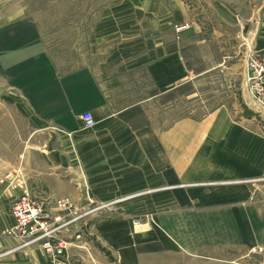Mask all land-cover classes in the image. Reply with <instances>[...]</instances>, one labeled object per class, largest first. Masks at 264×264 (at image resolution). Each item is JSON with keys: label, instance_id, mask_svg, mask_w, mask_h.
Listing matches in <instances>:
<instances>
[{"label": "crops", "instance_id": "crops-1", "mask_svg": "<svg viewBox=\"0 0 264 264\" xmlns=\"http://www.w3.org/2000/svg\"><path fill=\"white\" fill-rule=\"evenodd\" d=\"M98 25L65 66L37 28L12 50L0 42V72L34 126L19 163L0 164V258L53 264L2 235L27 192L55 213L62 197L79 209L117 201L63 232L61 264H264V109L246 80L247 57L264 56V0H127ZM220 80L203 93L218 107L189 116V85Z\"/></svg>", "mask_w": 264, "mask_h": 264}, {"label": "rangeland", "instance_id": "rangeland-1", "mask_svg": "<svg viewBox=\"0 0 264 264\" xmlns=\"http://www.w3.org/2000/svg\"><path fill=\"white\" fill-rule=\"evenodd\" d=\"M124 1L127 0H0V29H9L6 35L0 33V42H6L11 47L9 49L12 50V44L22 41L25 32L30 38L35 39L30 28H37L49 56L58 66H65L69 59L81 57L89 51L92 35L99 28V18L104 13L114 10L118 4ZM17 21H21L25 25H23L21 34H18L15 29L16 25L13 24ZM16 55L17 53L11 51L3 56V60L5 59L9 64L16 60ZM221 83V80L208 84L201 82L197 88L189 85L188 92L190 96L187 102L189 116L202 115L205 111L218 107L215 102L213 105H207L204 102L203 93L214 96L217 89L222 88ZM196 92L198 95L195 96L194 93ZM249 93L251 94L250 90ZM254 101L259 108L264 109V97L262 102L255 98ZM27 111L26 104L22 102L19 94L10 88L7 79L0 72V159L5 161L4 163L0 160V164H18L21 152L26 150L27 145L34 143V138H30L34 126L27 116ZM19 174L20 170L16 168L5 179L9 181V185L14 187L20 179ZM198 185L209 189L215 183ZM100 204L104 203L92 202L91 207ZM80 209L82 208L80 207ZM99 212L95 213L98 214ZM57 213L62 214L61 211ZM80 213L81 211L78 212V214ZM93 214L72 223L69 228L73 224L92 218ZM63 217L69 219L70 215ZM13 226L3 231L2 235L15 236L11 232ZM67 241L69 242V240ZM5 251L2 250L0 255ZM5 263L3 257H1L0 264Z\"/></svg>", "mask_w": 264, "mask_h": 264}, {"label": "built area", "instance_id": "built-area-1", "mask_svg": "<svg viewBox=\"0 0 264 264\" xmlns=\"http://www.w3.org/2000/svg\"><path fill=\"white\" fill-rule=\"evenodd\" d=\"M186 24L184 27H187ZM247 84L256 100L262 102L264 97V56H248ZM85 127H92L95 121L90 113L82 115ZM115 202L100 204L96 207L79 209L69 197L58 198L55 207L60 213L49 210L45 199L25 192L16 199L11 208L14 226L11 232L21 239V243L12 251L40 246L52 258L53 264H61L58 258L64 255L70 242L61 237L69 226L79 219L109 207ZM81 211L80 214L78 212ZM70 215L69 219L63 216Z\"/></svg>", "mask_w": 264, "mask_h": 264}]
</instances>
